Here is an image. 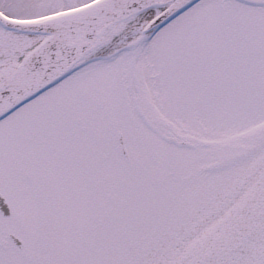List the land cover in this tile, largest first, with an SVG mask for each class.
Returning <instances> with one entry per match:
<instances>
[{"label": "snow or ice", "instance_id": "obj_1", "mask_svg": "<svg viewBox=\"0 0 264 264\" xmlns=\"http://www.w3.org/2000/svg\"><path fill=\"white\" fill-rule=\"evenodd\" d=\"M0 264H264V0H0Z\"/></svg>", "mask_w": 264, "mask_h": 264}]
</instances>
